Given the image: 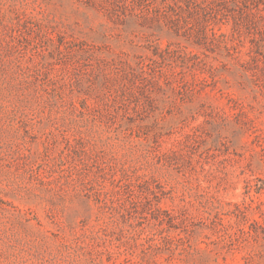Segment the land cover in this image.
Returning a JSON list of instances; mask_svg holds the SVG:
<instances>
[{"label":"rangeland","instance_id":"obj_1","mask_svg":"<svg viewBox=\"0 0 264 264\" xmlns=\"http://www.w3.org/2000/svg\"><path fill=\"white\" fill-rule=\"evenodd\" d=\"M0 264H264V0H0Z\"/></svg>","mask_w":264,"mask_h":264}]
</instances>
